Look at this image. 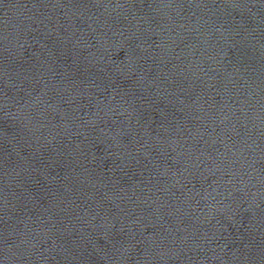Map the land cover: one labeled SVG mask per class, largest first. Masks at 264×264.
Listing matches in <instances>:
<instances>
[{
	"label": "water",
	"instance_id": "obj_1",
	"mask_svg": "<svg viewBox=\"0 0 264 264\" xmlns=\"http://www.w3.org/2000/svg\"><path fill=\"white\" fill-rule=\"evenodd\" d=\"M0 264H264V0H0Z\"/></svg>",
	"mask_w": 264,
	"mask_h": 264
}]
</instances>
